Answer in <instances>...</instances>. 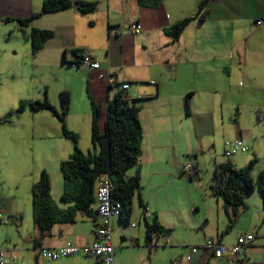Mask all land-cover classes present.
<instances>
[{
	"label": "crops",
	"instance_id": "crops-1",
	"mask_svg": "<svg viewBox=\"0 0 264 264\" xmlns=\"http://www.w3.org/2000/svg\"><path fill=\"white\" fill-rule=\"evenodd\" d=\"M69 1L70 9L42 14L22 27L19 20L38 14L44 0H0V111L10 113L21 102L47 99L59 112V95L68 92L66 128L78 138L83 135L82 146L89 150L85 143L91 127L89 96L104 106L122 91L118 84H129L124 93L138 100L143 140L139 165L126 175L132 177L138 169L141 187L139 197H134L136 205L132 202L129 225L118 220L112 223L113 264H130L133 257L136 264H264V207L258 192L245 199L246 208L230 230L220 199L207 194L205 204L191 201L194 219L190 222L165 193L170 181L189 176L183 165L186 158L199 172L201 156L206 151L211 155L217 142L227 140L243 141L247 151L224 155L225 161L210 157L207 187L218 163L242 169L254 161L253 180L264 175V26H255L257 20H264V0H208L204 20L193 19L177 40L167 32L177 22L194 17L202 0H162L156 8L140 6L136 0ZM79 2H94L96 10L82 14ZM31 28L53 32L35 55L26 40ZM84 50L92 52L99 70L71 67L78 61L75 52ZM108 64L111 79H99L98 72H106ZM36 75L45 79L38 84ZM49 75L59 76L57 100L51 96L56 82L49 85ZM26 112L32 122L41 113L51 115L48 110L33 113L28 106L22 113ZM22 113L0 123V213L10 220L0 224V248L6 251L8 264H41L36 246L90 245L95 241L97 219L77 214L74 223L55 224L44 236L34 230L33 219L26 223L24 212L31 205L32 186L41 170L50 176L53 201L66 208L59 201V164L72 154L74 143L63 136L59 121L52 125L50 135L46 122L56 117L45 114L39 127L23 122V135H43L50 142L37 148L18 142L14 123ZM139 200L151 215L148 223L155 218L172 230L169 237L153 238L156 248L146 247ZM27 225L31 228L25 232ZM245 234H252L254 240L233 260L214 258L202 247L206 240L231 245ZM187 245L200 246L189 263L184 262ZM52 264L103 263L93 256L75 255Z\"/></svg>",
	"mask_w": 264,
	"mask_h": 264
},
{
	"label": "trees",
	"instance_id": "trees-1",
	"mask_svg": "<svg viewBox=\"0 0 264 264\" xmlns=\"http://www.w3.org/2000/svg\"><path fill=\"white\" fill-rule=\"evenodd\" d=\"M161 1L136 0L140 6L146 8H156L161 4ZM207 1L202 0L199 3L196 15L174 24L167 35L173 40H177L193 19L204 20L207 14L204 5ZM71 6L69 0H44L38 14H33L26 20H19V23L22 27H25L31 20L42 14L68 10ZM96 7L94 2H79L77 9L82 14H90L96 10ZM52 37L53 32L51 31L31 28L26 34V40L30 44L32 55L38 53ZM80 52H75L78 58ZM122 84H118L122 91L110 97L104 106L100 102H95L89 96L91 112L90 139L95 150L92 152L89 150L86 153L81 151L78 148L77 135L66 128L65 121L70 101L68 92H62L59 95V112L45 99L44 101L30 103L21 102L15 111L0 119V123H7L14 114L22 113L26 106L33 113L48 110L61 124L63 136L74 143L72 154L59 164L62 178V194L59 201L65 204L66 208H60L53 201L51 197V179L46 170H41L37 182L32 186V219L41 236L49 234L55 224L74 223L77 214L90 217L93 221L96 217L97 220L94 221L93 226L95 232L98 225L95 190L102 177H109L111 200L113 203L120 205L118 221L123 226L129 225L132 215V202L134 197H139L141 186L138 169L132 177H127L126 174L139 165L143 130L139 119L138 100L128 99L124 93L125 90L122 89ZM110 89L112 88L110 87ZM253 164L254 161H251L242 169H236L226 162L215 164L213 181L208 185L207 190L209 196L220 199L224 203L228 217L227 230L232 228L241 211L246 208L245 199L252 193L258 192L260 194L264 207V175H259L257 180L254 181L251 176ZM197 171L192 166L189 179H198ZM139 203L143 207L142 220H144L145 225L146 247H151L153 246L152 240L154 237H169L172 230L163 228L155 218L152 219L151 223H148L147 219L149 218L144 217L147 208L143 206L141 200H139ZM0 224L4 223L0 221Z\"/></svg>",
	"mask_w": 264,
	"mask_h": 264
},
{
	"label": "built area",
	"instance_id": "built-area-1",
	"mask_svg": "<svg viewBox=\"0 0 264 264\" xmlns=\"http://www.w3.org/2000/svg\"><path fill=\"white\" fill-rule=\"evenodd\" d=\"M255 26H264V20H257ZM135 28L134 30H138ZM80 65L88 67L90 70H99L100 65L94 59L93 54L89 51H81L77 62L71 64L72 68L79 67ZM111 68L107 67L106 72H98L99 79L110 80ZM129 85L122 84V89L127 90ZM224 155L229 157L238 153H245L247 151L246 145L239 139L227 140L223 144ZM187 172V178L190 177L192 166L187 165L184 167ZM111 183L109 177H102L95 190V201L97 203L98 225L95 231V241L90 245L79 246L68 243L56 248L37 247L35 251L41 261V264L56 262L61 258L71 257L75 255L93 256L100 260L103 264H113L114 248L112 246V228L111 222L118 220L120 215V205L113 203L111 200ZM144 217L149 218L150 214L147 211ZM0 221L4 224L10 222L9 217L0 213ZM254 240L252 234L240 235L234 244L228 245L213 240H207L202 247L211 251L214 258H230L234 259L239 254L242 247L250 245ZM200 246H189L188 253L184 257V262L189 263L192 256L197 254ZM0 264H8L6 259V251L0 248Z\"/></svg>",
	"mask_w": 264,
	"mask_h": 264
},
{
	"label": "rangeland",
	"instance_id": "rangeland-1",
	"mask_svg": "<svg viewBox=\"0 0 264 264\" xmlns=\"http://www.w3.org/2000/svg\"><path fill=\"white\" fill-rule=\"evenodd\" d=\"M41 78L45 79V76L44 75L43 76L36 75L35 76L36 83L39 84ZM58 80H59V76H50L49 75V77H48L49 85L56 82V86L53 88L54 92L51 91V96L54 97L55 100H57V98H58V94H57V92H55V90L58 88V86L60 84V82H58ZM3 111H0V114L3 113ZM7 113L5 112V113L1 114L0 118L4 117ZM43 114L46 115V113L39 114L38 116L35 117L33 122L30 118H28L29 113H27V112L18 115V117H15V118H18V119H16L17 121H15V123H14V129L16 128L19 130L18 133L20 135V138H19L18 142H21V143L25 142L26 144H29L30 146L35 145L36 148L39 145H41L42 143H44L45 141L50 142V140L45 139L43 135L39 136L40 138H33L31 136V134H30V137L29 136L24 137V135H23V127H22L23 122L27 125H30V126H33L35 124L37 127H39L41 124L44 123ZM46 116H51V115L49 113H47ZM48 118H51V117H48ZM51 120L52 121L50 123L46 122V125H49L48 133L50 135H52V130H51L52 125L56 124L58 122V120L56 118L51 119ZM83 140H84V136L79 135L78 148L81 151L86 153L88 151L86 149H88V148H83V146H82ZM85 143L87 145L86 147H89V151H91V152L95 151L91 145V139H90V135L88 136V133H86ZM223 144H224L223 142H217L216 143L215 148L213 150H211L212 156L207 151L205 152V154H203L201 156V158L199 159V165L201 167L199 168L198 179L193 178L190 182H188V179L184 175L181 174L182 173V171H181L180 176L182 175L181 178L183 180L182 181L181 180L173 181V182L170 181L168 186L165 189V191H166L165 193L167 195V198H169V201L171 203H174L176 209L181 211L180 215H183L187 221L192 222V220L194 219L193 213L190 211V208H189L191 201H192V203H194L193 201L199 200L202 204L206 203L205 198H206V195L208 194V190L206 189L207 188L206 183L210 177V173L212 170V158L214 157L218 161H225L226 160L224 158ZM36 156H39V161L43 160L42 155H40V153L38 151H36ZM210 157H212V158L210 159ZM189 160L190 159H188V158L185 159L186 163L183 164L184 167L187 165L193 166V165H191L192 161L190 160L191 161L190 162ZM183 173H184V170H183ZM0 201H1V199H0ZM135 205H136V198H134V200H133V206H135ZM30 206L28 205L26 208V211L24 212V219H25L27 224H29V222L32 221V213H31ZM145 211H147V209ZM148 212H149V210H148ZM150 217H151V215H150ZM113 221L111 222V228H112ZM32 226H33L34 230L38 231V229L34 225H32ZM30 228L31 227L29 225H27L25 227L24 231L25 232L30 231ZM187 246H189V245H187ZM156 247H157L156 244L153 243V246H151L150 248H156ZM164 248L163 249L159 248V250H164ZM126 258H127V255L124 256L125 260H126ZM130 264H136V261H134V257L132 258V261Z\"/></svg>",
	"mask_w": 264,
	"mask_h": 264
}]
</instances>
